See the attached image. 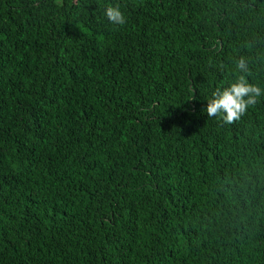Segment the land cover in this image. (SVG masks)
Listing matches in <instances>:
<instances>
[{"label": "trees", "instance_id": "1", "mask_svg": "<svg viewBox=\"0 0 264 264\" xmlns=\"http://www.w3.org/2000/svg\"><path fill=\"white\" fill-rule=\"evenodd\" d=\"M0 264H264V0H0Z\"/></svg>", "mask_w": 264, "mask_h": 264}, {"label": "clouds", "instance_id": "2", "mask_svg": "<svg viewBox=\"0 0 264 264\" xmlns=\"http://www.w3.org/2000/svg\"><path fill=\"white\" fill-rule=\"evenodd\" d=\"M103 15L112 25L121 26L126 23L125 14L118 4L105 6ZM244 67L242 59L237 61V68L242 70ZM261 93L262 90L258 86L248 83L243 76H239L227 87L214 90L205 110L209 116L219 114L225 122H231L238 119L249 105L254 104Z\"/></svg>", "mask_w": 264, "mask_h": 264}]
</instances>
